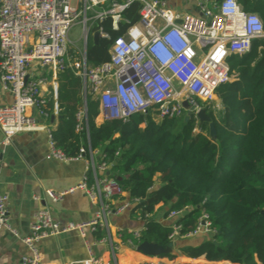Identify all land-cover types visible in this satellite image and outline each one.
Returning a JSON list of instances; mask_svg holds the SVG:
<instances>
[{
    "label": "built area",
    "instance_id": "built-area-1",
    "mask_svg": "<svg viewBox=\"0 0 264 264\" xmlns=\"http://www.w3.org/2000/svg\"><path fill=\"white\" fill-rule=\"evenodd\" d=\"M140 2L139 20L114 40L110 60L99 65L87 62L86 46L91 27L108 17L112 27L119 30L122 13L133 2ZM195 3L203 14L179 11L169 0H0V84L4 92L13 96V102L0 106V166L2 150L12 144L20 133L45 129L39 126L30 112L44 120L49 119L43 106L46 104L45 87H52L54 115L60 112L58 76L66 64L74 69L83 81L84 109L77 115L78 131L85 129L87 96L97 99L102 108L103 122L128 121L133 115L152 112L157 121L165 118H187L184 103L190 106L192 117L198 120L203 109L199 101L214 104L216 89L232 82L228 60L243 56L252 48V42L264 38V22L257 13L247 12L238 0H187ZM89 13L91 15H89ZM76 24L83 25L86 46L79 60L70 57L72 43L69 35ZM101 38L111 40L110 34L99 30ZM38 64L50 72L31 78L29 68ZM234 81V80H233ZM49 131L48 160L70 162L86 158L81 150L78 158H69L57 148L53 130ZM198 131V130H196ZM87 159L89 173L73 188L56 192L46 190L53 203L68 195L82 192L93 205L100 207L95 217L85 223L58 222L49 210L37 213L30 224V232L21 238L29 250L22 264H43L39 244L52 237L71 232L85 236L87 230L109 231L107 216L121 214L134 202L126 197L122 186L111 174V165L103 156L91 151ZM98 155V160L96 157ZM102 174V175H100ZM117 199L120 204L115 206ZM9 197L0 195V237L12 230L7 209ZM181 212H171L168 220L179 218ZM207 217L201 219L197 230L180 236L181 226L173 225L171 239H192L212 235L214 231ZM139 238L141 231L133 232ZM108 242L99 239V243ZM139 245L129 242L137 251ZM103 258V257H102ZM99 260L95 264H100ZM98 262V263H97ZM116 264V261H111Z\"/></svg>",
    "mask_w": 264,
    "mask_h": 264
},
{
    "label": "trees",
    "instance_id": "trees-1",
    "mask_svg": "<svg viewBox=\"0 0 264 264\" xmlns=\"http://www.w3.org/2000/svg\"><path fill=\"white\" fill-rule=\"evenodd\" d=\"M238 1L264 22V0ZM141 7L135 1L126 8L119 30L113 29L111 17L94 24L86 52L88 64L110 60L114 40L128 28L126 21L139 20ZM101 29L111 40L95 41ZM70 57L78 59L73 49ZM228 63L235 80L215 91L222 112L199 101L214 124L216 139L211 137L210 123L199 126L195 118L157 121L152 112L135 114L126 122L99 123L101 104L90 94L85 129L79 132L77 115L85 107L83 81L68 64L60 71L59 123L53 130L57 148L73 159L83 148L87 159L91 151H99L103 162L111 165V174L126 194L122 199L134 202L131 217L145 223L139 238L125 231L121 242L164 248L175 242L177 247L158 260L128 252L127 264H264V38L254 40L248 53L233 55ZM43 108L51 120L52 96ZM184 211L185 216L168 220L171 212ZM159 214L169 224L162 223ZM203 217L214 234L184 239L178 245L171 239L173 225H180V236H184L197 230ZM96 234L98 240L103 238L101 230Z\"/></svg>",
    "mask_w": 264,
    "mask_h": 264
},
{
    "label": "crops",
    "instance_id": "crops-1",
    "mask_svg": "<svg viewBox=\"0 0 264 264\" xmlns=\"http://www.w3.org/2000/svg\"><path fill=\"white\" fill-rule=\"evenodd\" d=\"M170 4L179 11L196 13L195 3L187 0H169ZM95 39V38H94ZM88 47V44H87ZM72 50V49H71ZM76 52V50H74ZM31 78L44 73L50 77V72L42 69L38 64L28 70ZM52 87H45V96H52ZM220 99L216 96V102ZM13 102V96L3 91L0 84V106ZM34 121L45 129L23 132L14 137L11 145L2 150L0 166V195L9 197L7 209L10 217V226L16 231L17 238L11 231H5L0 237V264H22V258L29 254L23 243V237L30 232V224L37 213L49 210L53 217L65 225L67 223H85L92 220L100 211V207L93 205L87 195L76 192L68 195L63 201L53 203L46 196V190L56 192L73 188L82 182L89 173L87 159L60 162L48 160L49 131L55 130L59 117L55 120H44L30 112ZM101 118L98 119L99 123ZM102 120V119H101ZM3 137L0 131V139ZM97 154L101 152L97 151ZM98 161V155L96 157ZM102 175V174H100ZM121 202L115 203L118 206ZM159 206L158 208H160ZM131 209V208H130ZM130 209L121 214L107 216L110 224L109 231L100 229L106 243H99L97 234L87 230L85 236L79 232H71L57 237L48 238L39 244L43 264H95L100 258L116 261V264H127L130 259L128 252L139 254L149 260H158L157 257H148L132 250L128 244L120 241L125 231H142L145 223L131 217ZM162 223L169 224L161 218ZM186 240L177 239L176 244H184ZM173 248V253L177 247ZM143 264H152L149 262Z\"/></svg>",
    "mask_w": 264,
    "mask_h": 264
},
{
    "label": "water",
    "instance_id": "water-1",
    "mask_svg": "<svg viewBox=\"0 0 264 264\" xmlns=\"http://www.w3.org/2000/svg\"><path fill=\"white\" fill-rule=\"evenodd\" d=\"M196 13L204 18L203 14L199 12V10L196 8ZM100 38L99 33L95 34V41H97ZM86 50H87V46H86ZM184 107L187 110V120L190 119V117H192V112L190 109V106L187 102L184 103ZM198 119H199V126H202L204 123H210L211 122V118L208 116L207 112L202 109L199 114H198ZM52 120H55V116L52 117ZM210 133H211V137L212 139H216V130L214 127L213 123H210ZM188 212L184 211L182 214L185 216ZM173 248H174V243H170L169 246L167 248L161 247L159 245L156 244H150V243H142L138 246L137 248V252L142 253L145 256L148 257H159L161 255H168V254H172L173 253Z\"/></svg>",
    "mask_w": 264,
    "mask_h": 264
},
{
    "label": "rangeland",
    "instance_id": "rangeland-1",
    "mask_svg": "<svg viewBox=\"0 0 264 264\" xmlns=\"http://www.w3.org/2000/svg\"><path fill=\"white\" fill-rule=\"evenodd\" d=\"M123 1H125V0H123ZM89 15H91V14L89 13ZM89 27H91V29H93L94 25H92V23L90 22L89 23ZM90 36L92 37V35H90ZM69 38H70V41L72 43L73 50H76V54L79 55V52L82 54V52L85 51V46H86V39H85V33H84L83 25L76 24L72 28V30L70 31ZM77 60H79V56H78ZM233 80H235L234 77H233L232 81ZM213 105H214V110H215L216 113H221L222 112V108L223 107H222L221 101H219V103H217L215 101V103ZM184 118L185 117H181L180 120H182ZM100 121H102V120L100 119ZM119 201H120V199H117V202H119ZM190 240H192V239H190ZM180 258H182V256H180ZM218 264H223V263L221 262V263H218Z\"/></svg>",
    "mask_w": 264,
    "mask_h": 264
},
{
    "label": "bare ground",
    "instance_id": "bare-ground-1",
    "mask_svg": "<svg viewBox=\"0 0 264 264\" xmlns=\"http://www.w3.org/2000/svg\"><path fill=\"white\" fill-rule=\"evenodd\" d=\"M98 263V262H97ZM100 264H112L111 260H107L106 258H102L101 261L99 262Z\"/></svg>",
    "mask_w": 264,
    "mask_h": 264
}]
</instances>
